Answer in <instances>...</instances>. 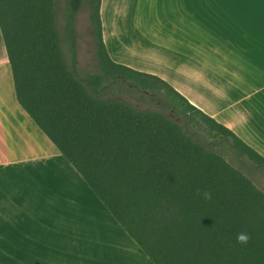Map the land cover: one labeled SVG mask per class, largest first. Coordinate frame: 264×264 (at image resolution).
<instances>
[{
	"label": "trees",
	"instance_id": "16d2710c",
	"mask_svg": "<svg viewBox=\"0 0 264 264\" xmlns=\"http://www.w3.org/2000/svg\"><path fill=\"white\" fill-rule=\"evenodd\" d=\"M99 1L93 13L92 0L61 7L57 0H0L17 103L154 264H264V193L221 149L252 169L264 171V158L164 81L112 62ZM85 4L93 73L77 66L76 18ZM121 85L157 106L141 109L114 96L125 91ZM193 111L216 130L208 139L192 128ZM241 232L251 237L246 245L237 243Z\"/></svg>",
	"mask_w": 264,
	"mask_h": 264
},
{
	"label": "crops",
	"instance_id": "0c3cea01",
	"mask_svg": "<svg viewBox=\"0 0 264 264\" xmlns=\"http://www.w3.org/2000/svg\"><path fill=\"white\" fill-rule=\"evenodd\" d=\"M112 62L264 158V0H100ZM0 264H154L17 103L0 33Z\"/></svg>",
	"mask_w": 264,
	"mask_h": 264
},
{
	"label": "rangeland",
	"instance_id": "374dc122",
	"mask_svg": "<svg viewBox=\"0 0 264 264\" xmlns=\"http://www.w3.org/2000/svg\"><path fill=\"white\" fill-rule=\"evenodd\" d=\"M58 4L62 5L63 0H57ZM93 13L96 7V0H92ZM90 6L84 5L82 9L77 14L76 18V30L78 33L77 38V66L81 73H93L98 70L96 55H95V38L92 34L91 22L89 19ZM94 16V15H93ZM112 89H118L117 86H113ZM121 89L125 91L118 92L115 90L114 96L125 99L128 102L132 103L138 108L146 109L153 108L157 106V103L150 102L146 99H142L136 94H131L128 92V87L121 85ZM160 99V98H159ZM161 100V99H160ZM195 120L197 121L195 126H200L203 130L205 138H209L208 133H215L216 130L210 126V123L206 121L199 113L192 112ZM225 158L235 167L239 168L246 176L250 178L253 184L260 191L264 193V171L261 169H252L244 165L239 159L236 158L234 153L224 145L221 149ZM243 160V159H242Z\"/></svg>",
	"mask_w": 264,
	"mask_h": 264
},
{
	"label": "clouds",
	"instance_id": "9594fccd",
	"mask_svg": "<svg viewBox=\"0 0 264 264\" xmlns=\"http://www.w3.org/2000/svg\"><path fill=\"white\" fill-rule=\"evenodd\" d=\"M198 195H202L203 199L205 201H210L212 199V193L209 192V191H204L203 193H200L198 191L197 193ZM250 236L248 233H245V232H241V233H238L237 234V237H236V240H237V243L238 244H241V245H246L249 240H250Z\"/></svg>",
	"mask_w": 264,
	"mask_h": 264
}]
</instances>
